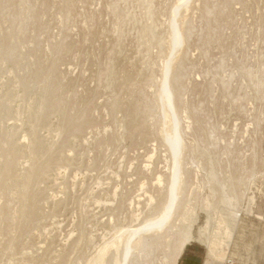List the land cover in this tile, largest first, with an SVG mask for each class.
<instances>
[{
  "label": "rangeland",
  "instance_id": "obj_1",
  "mask_svg": "<svg viewBox=\"0 0 264 264\" xmlns=\"http://www.w3.org/2000/svg\"><path fill=\"white\" fill-rule=\"evenodd\" d=\"M0 264H264V0H0Z\"/></svg>",
  "mask_w": 264,
  "mask_h": 264
},
{
  "label": "bare ground",
  "instance_id": "obj_2",
  "mask_svg": "<svg viewBox=\"0 0 264 264\" xmlns=\"http://www.w3.org/2000/svg\"><path fill=\"white\" fill-rule=\"evenodd\" d=\"M128 254H129V247H126V257ZM126 257H125V259H126Z\"/></svg>",
  "mask_w": 264,
  "mask_h": 264
}]
</instances>
